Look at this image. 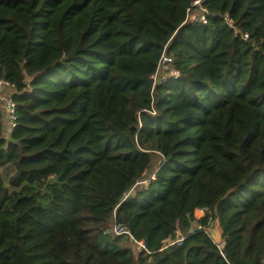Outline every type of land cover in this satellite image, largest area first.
Masks as SVG:
<instances>
[{
    "label": "trees",
    "instance_id": "1",
    "mask_svg": "<svg viewBox=\"0 0 264 264\" xmlns=\"http://www.w3.org/2000/svg\"><path fill=\"white\" fill-rule=\"evenodd\" d=\"M193 1L0 0V264H264V0Z\"/></svg>",
    "mask_w": 264,
    "mask_h": 264
},
{
    "label": "built area",
    "instance_id": "2",
    "mask_svg": "<svg viewBox=\"0 0 264 264\" xmlns=\"http://www.w3.org/2000/svg\"><path fill=\"white\" fill-rule=\"evenodd\" d=\"M200 2H201V0H194L193 1V5H196V6L199 5L196 9L200 10L199 15L194 20L201 21V22H206V18H205V12L206 11H205V9L203 7L200 6ZM245 37H247V35H245ZM171 61H172L171 57L166 56V55H162L156 73L158 72L161 64H166V69L167 70L171 69V71H172L171 75L173 77H178L179 76V71L176 70L171 65ZM154 75L152 76L154 85L157 84V83H161V82H164V81L167 80L166 78H162V79L156 81L155 78H154L155 77ZM3 85H9V84L7 82L0 81V87L3 86ZM2 102H3V108H4V120L6 122V127L8 128V130H11L16 125V114H15L16 104L13 101V99L10 97V95L2 96ZM145 173H143L142 177L138 181H136V183H137V182L141 181L142 179H144L143 181H145V183H143V185L140 186V187H144V188H146L148 186L149 179L154 178V173H152V172L149 174V177H147V178L145 177L144 178ZM136 183L134 185H136ZM131 191H132V188H130L127 192L124 193V195H123V197L121 199V202L131 198V195H130ZM104 232L105 233H109L112 236L123 235V234L127 235V236H129L131 238V240L133 242H135L138 245L139 250H146L147 251L145 243L142 240L133 239L131 234H130V232L128 231V229L125 226L121 225V224L113 223ZM182 239H183L182 236H178L175 239L168 238V239H166L164 241V244L167 245V244H172V243H175V242L178 243Z\"/></svg>",
    "mask_w": 264,
    "mask_h": 264
},
{
    "label": "rangeland",
    "instance_id": "3",
    "mask_svg": "<svg viewBox=\"0 0 264 264\" xmlns=\"http://www.w3.org/2000/svg\"><path fill=\"white\" fill-rule=\"evenodd\" d=\"M199 13H200V10H199V9H196V8L192 9V10L190 11L189 15H188V19H189V20H194V19H196L197 16L199 15ZM171 74H172L171 69L167 70V69H166V64H161V65H160V68H159V70H158V72L154 75V76H155L154 78H155L156 81H158V80H160V79H162V78H166V79H168L169 77L172 76ZM10 90H12V88H8L7 86L3 85V87H2V92H1V93H3V96H7V95H9V94L12 92V91L10 92ZM151 171H152V170H150L149 172H146L145 175H144V178H145V177H146V178L149 177V173H150ZM153 171H154V169H153ZM11 172H12L11 169L1 170V173H2L3 178H4L5 181L7 180L8 176H9V174H10ZM143 180H144V179H142L141 181L137 182L136 185H134V187H132V191H131V193H130L131 197L136 193V191H137L138 189H141V188H142V187H141V188H139V187H140L141 185H143V183H145V181H143ZM203 214H204V212H203V213L201 212V215H196V214H194V216H195V218L197 219V218L201 217ZM216 224H217V222L213 223L212 226H211L210 228H211V229H214ZM194 226H195V223H194ZM179 233H180V232L178 231L176 237L181 236V235H179ZM130 245L132 246V248H133L134 250H136V251L139 250L138 245H137L135 242L131 241Z\"/></svg>",
    "mask_w": 264,
    "mask_h": 264
},
{
    "label": "water",
    "instance_id": "4",
    "mask_svg": "<svg viewBox=\"0 0 264 264\" xmlns=\"http://www.w3.org/2000/svg\"><path fill=\"white\" fill-rule=\"evenodd\" d=\"M205 231L216 245L221 246L223 244L222 233L218 223L215 225L214 229L209 227L205 229Z\"/></svg>",
    "mask_w": 264,
    "mask_h": 264
},
{
    "label": "crops",
    "instance_id": "5",
    "mask_svg": "<svg viewBox=\"0 0 264 264\" xmlns=\"http://www.w3.org/2000/svg\"><path fill=\"white\" fill-rule=\"evenodd\" d=\"M5 86H7L8 88H11L9 85H5ZM2 87H3V86L0 87V91H2ZM10 92H11V90H10ZM4 126H5V129L7 130L8 128L6 127V122H5V120H4ZM201 211H202V210H201ZM202 213H203V211H202Z\"/></svg>",
    "mask_w": 264,
    "mask_h": 264
},
{
    "label": "bare ground",
    "instance_id": "6",
    "mask_svg": "<svg viewBox=\"0 0 264 264\" xmlns=\"http://www.w3.org/2000/svg\"><path fill=\"white\" fill-rule=\"evenodd\" d=\"M201 211V210H200Z\"/></svg>",
    "mask_w": 264,
    "mask_h": 264
}]
</instances>
